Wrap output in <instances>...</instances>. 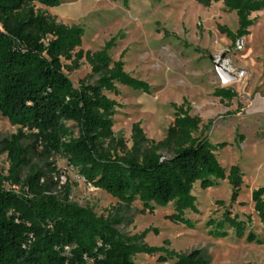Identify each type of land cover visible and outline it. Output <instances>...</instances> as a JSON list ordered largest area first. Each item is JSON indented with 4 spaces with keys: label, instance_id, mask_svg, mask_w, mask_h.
Returning a JSON list of instances; mask_svg holds the SVG:
<instances>
[{
    "label": "trees",
    "instance_id": "trees-1",
    "mask_svg": "<svg viewBox=\"0 0 264 264\" xmlns=\"http://www.w3.org/2000/svg\"><path fill=\"white\" fill-rule=\"evenodd\" d=\"M196 1L205 7L222 1L236 12V31L218 26L233 43L250 34L252 13L264 9V0ZM123 2L128 5V0ZM35 3L57 7L61 0H0V113L20 127L11 137L0 134V154L6 153L9 161L7 174L0 177V264H136L134 256L139 253L160 254L162 262L210 264L203 249L181 253L150 245L146 241L150 229L121 233L118 226L131 220L120 206L129 208L139 200L141 212L153 213L155 206L174 203V212L166 217L194 227L185 213L199 211L193 192L197 183L208 189L227 180L232 203L241 192V167L227 170L216 154L226 144H215L203 135L202 118L192 115L191 104L184 100L174 105L175 118L163 139L149 138L136 122L129 147L114 133L120 104L106 92L118 94L122 84L150 93L152 86L125 70L126 50L120 59L112 57L120 34L101 49L84 50V27L60 22ZM82 60L91 66V73L75 85L65 69H79ZM214 94L221 100L237 95L231 88H217ZM58 155L86 182L118 199L116 212L98 215L93 208L71 201L69 189L64 195L56 193L54 174L60 170L50 159ZM252 200L264 225V186L253 190ZM249 222L250 217L241 219L227 209L207 225L213 237L225 238L232 229L243 238ZM246 240L264 243L254 231Z\"/></svg>",
    "mask_w": 264,
    "mask_h": 264
},
{
    "label": "rangeland",
    "instance_id": "rangeland-1",
    "mask_svg": "<svg viewBox=\"0 0 264 264\" xmlns=\"http://www.w3.org/2000/svg\"><path fill=\"white\" fill-rule=\"evenodd\" d=\"M35 7L67 25L84 27V50L101 49L110 38L120 34L111 50L112 57L118 60L126 50L125 70L152 86L150 93L122 84H118V94L106 92L120 104L114 116V133L123 137L129 147L134 123L140 122L149 138L161 140L174 121V105L187 100L191 114L202 118L203 135L215 144H226L216 151L221 164L227 170L239 165L244 173V184L233 203L227 180H220L208 189L196 184L193 192L199 211L185 213L193 220L194 227L166 217L174 212V203L155 206L153 213L141 212L143 204L139 200L129 208L120 206L118 199L90 185L77 168L59 155L50 159L60 170L59 175L54 174L55 192L64 195L69 189L71 201L93 208L98 215L108 216L120 206L131 220L118 226L121 233L133 235L150 229L146 237L150 245H165L181 253L203 249L211 257L210 264H264V243L246 240L249 231L264 238V225L252 200L253 190L264 186V9L252 13L255 22L250 34L233 43L218 26L236 31L238 16L222 1L205 7L196 0H128L127 6L123 0H61L57 7L39 3ZM164 30L169 34L165 35ZM240 40L242 45L238 43ZM217 58L229 60L231 73L238 75L236 81L227 84L221 81L215 69ZM65 72L78 85L91 73V66L82 60L79 69L73 72L65 69ZM217 88H231L237 95L231 100H221L214 94ZM19 129L0 113L2 137H11ZM200 134L201 131L196 133ZM8 169L7 154H0V177ZM227 209L241 219L251 218L245 237H236L232 229L225 238L210 234L208 220H219ZM159 255L139 253L134 261L176 264L175 259L159 261Z\"/></svg>",
    "mask_w": 264,
    "mask_h": 264
},
{
    "label": "water",
    "instance_id": "water-1",
    "mask_svg": "<svg viewBox=\"0 0 264 264\" xmlns=\"http://www.w3.org/2000/svg\"><path fill=\"white\" fill-rule=\"evenodd\" d=\"M215 69L218 73V75L221 78V81L224 84L231 83L237 80V75L234 73L229 72L227 69L223 68L221 65L216 64Z\"/></svg>",
    "mask_w": 264,
    "mask_h": 264
},
{
    "label": "built area",
    "instance_id": "built-area-1",
    "mask_svg": "<svg viewBox=\"0 0 264 264\" xmlns=\"http://www.w3.org/2000/svg\"><path fill=\"white\" fill-rule=\"evenodd\" d=\"M238 43H239V45H242L243 44V40H240ZM215 63L221 65L223 68L227 69L229 72H231L233 70V68L231 67L228 59H224L223 61H220V58H217Z\"/></svg>",
    "mask_w": 264,
    "mask_h": 264
}]
</instances>
